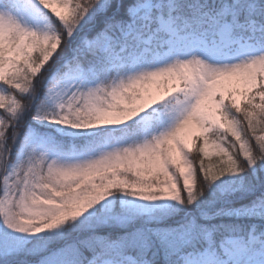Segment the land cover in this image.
<instances>
[{
    "label": "snow or ice",
    "instance_id": "snow-or-ice-1",
    "mask_svg": "<svg viewBox=\"0 0 264 264\" xmlns=\"http://www.w3.org/2000/svg\"><path fill=\"white\" fill-rule=\"evenodd\" d=\"M0 264H264V0H0Z\"/></svg>",
    "mask_w": 264,
    "mask_h": 264
}]
</instances>
